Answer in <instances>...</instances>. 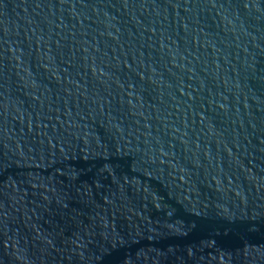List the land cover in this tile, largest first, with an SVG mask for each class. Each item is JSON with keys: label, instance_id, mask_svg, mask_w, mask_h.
<instances>
[{"label": "water", "instance_id": "95a60500", "mask_svg": "<svg viewBox=\"0 0 264 264\" xmlns=\"http://www.w3.org/2000/svg\"><path fill=\"white\" fill-rule=\"evenodd\" d=\"M0 264H264V0H0Z\"/></svg>", "mask_w": 264, "mask_h": 264}]
</instances>
